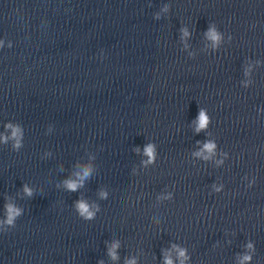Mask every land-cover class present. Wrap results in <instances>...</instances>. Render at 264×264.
<instances>
[{
	"label": "clouds",
	"instance_id": "obj_1",
	"mask_svg": "<svg viewBox=\"0 0 264 264\" xmlns=\"http://www.w3.org/2000/svg\"><path fill=\"white\" fill-rule=\"evenodd\" d=\"M210 37L213 39V40H216L218 39L216 33L214 31L210 32L209 33ZM207 118L205 116V114L203 113V111H201L200 113V117H199V127L197 129V131H199L200 129H203L206 124H207ZM17 135V130H13V136L15 137ZM17 147L19 146V141H17ZM205 147L211 151L213 148H214V145L211 144V143H208L205 145ZM147 151V154L151 157L152 155V149L151 147L149 146V148L146 150ZM90 174V169H85L83 171V175L79 177V180L77 181H67L66 182V186L69 190H72V191H75L79 186H81L84 178L88 177ZM25 192L28 194V195H31V190L28 189L27 187H25ZM77 207L80 211V213L82 215H85L87 218H91L93 213H91L89 210H88V205L84 202V201H80L78 202L77 204ZM7 208V223L8 224H12L13 221H14V218L19 215V209L17 208H14L11 204L7 205L6 206ZM251 246V245H249ZM110 255L112 256L113 259L116 258L115 256V253L114 252H110ZM181 256H183V252H181ZM245 260H248L250 259V257H245L244 258ZM166 264H172V261L170 259L166 260Z\"/></svg>",
	"mask_w": 264,
	"mask_h": 264
}]
</instances>
